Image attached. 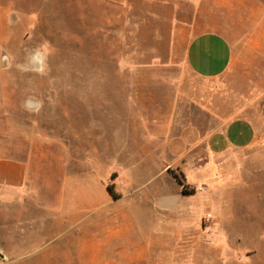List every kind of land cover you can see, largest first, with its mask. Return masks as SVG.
I'll list each match as a JSON object with an SVG mask.
<instances>
[{
	"label": "crops",
	"instance_id": "obj_1",
	"mask_svg": "<svg viewBox=\"0 0 264 264\" xmlns=\"http://www.w3.org/2000/svg\"><path fill=\"white\" fill-rule=\"evenodd\" d=\"M112 1L135 39L148 41L138 66L168 78L123 81L137 91L122 95L120 112L111 99L99 108L97 96L84 97L71 162L66 137L42 135L34 104L18 94L19 19L11 0H0V189L33 191L104 263L163 262L186 238L202 242L218 174L235 168L230 174L256 178L264 169V0ZM101 153H119L117 197L100 184ZM173 167L206 189L184 193L173 175L161 177Z\"/></svg>",
	"mask_w": 264,
	"mask_h": 264
},
{
	"label": "rangeland",
	"instance_id": "obj_2",
	"mask_svg": "<svg viewBox=\"0 0 264 264\" xmlns=\"http://www.w3.org/2000/svg\"><path fill=\"white\" fill-rule=\"evenodd\" d=\"M11 5L19 19L18 42L11 54V62L17 65L18 94L34 104L42 135L66 137L71 162L76 154L74 119L81 113L84 97L97 96L99 108L112 100L113 111L120 112L122 95L137 91L122 87L123 81L168 78L165 72L138 66L148 59L139 53L148 41L135 39L120 3L11 0ZM118 154L101 153L96 168L100 184L113 185L114 190L120 182ZM106 155L112 161L107 162ZM234 169L227 168L226 177L218 174L219 181L211 189L218 206L207 214L212 225L200 227L202 242L186 238L171 251L175 254L159 258L163 262L142 264H264V169L256 178L230 174ZM169 173L187 185L180 168H163L161 177ZM171 187L177 190L178 183L172 182ZM60 220L58 210L41 206L33 191L0 189V264H111L102 262L105 256H95L94 249L80 247L67 232L72 226Z\"/></svg>",
	"mask_w": 264,
	"mask_h": 264
},
{
	"label": "trees",
	"instance_id": "obj_3",
	"mask_svg": "<svg viewBox=\"0 0 264 264\" xmlns=\"http://www.w3.org/2000/svg\"><path fill=\"white\" fill-rule=\"evenodd\" d=\"M174 176L176 177V179L178 180V182L183 186V189L182 190H183L184 193H194L195 192V188L189 189L187 187V185L184 183V180L180 176H178L177 174H174ZM108 189L113 194V196L117 197V194L114 191L113 185H108Z\"/></svg>",
	"mask_w": 264,
	"mask_h": 264
},
{
	"label": "built area",
	"instance_id": "obj_4",
	"mask_svg": "<svg viewBox=\"0 0 264 264\" xmlns=\"http://www.w3.org/2000/svg\"><path fill=\"white\" fill-rule=\"evenodd\" d=\"M213 223L212 217L210 215H206L203 219H202V225H205L206 227L211 226Z\"/></svg>",
	"mask_w": 264,
	"mask_h": 264
}]
</instances>
